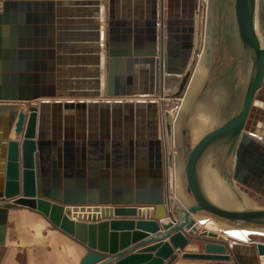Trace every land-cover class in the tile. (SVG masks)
<instances>
[{"label": "water", "instance_id": "95a60500", "mask_svg": "<svg viewBox=\"0 0 264 264\" xmlns=\"http://www.w3.org/2000/svg\"><path fill=\"white\" fill-rule=\"evenodd\" d=\"M0 1V39L18 48L11 83L0 85V101L14 104L0 105V246L7 243L11 212L26 210L84 248L80 264H264V242L238 241H256L264 231L257 0H234L231 9L229 0ZM211 2L204 49L201 30ZM68 77L76 82L66 83ZM102 93L131 114L137 109V148L130 155L140 160L142 146L153 148L150 196L142 181L134 184L133 166L124 191L99 199L76 200L49 182L48 112L72 104L59 99ZM172 100L185 101L170 109ZM248 155L257 162L252 175L242 173Z\"/></svg>", "mask_w": 264, "mask_h": 264}, {"label": "crops", "instance_id": "0c3cea01", "mask_svg": "<svg viewBox=\"0 0 264 264\" xmlns=\"http://www.w3.org/2000/svg\"><path fill=\"white\" fill-rule=\"evenodd\" d=\"M119 6L121 11L123 6ZM143 14L145 15L146 11ZM122 16L121 11L120 17ZM43 58L41 57L40 62L44 61ZM47 59L48 67L51 70L54 57L49 54ZM103 93L98 96L88 95L80 98L59 99L71 100L72 104L52 107L48 112L45 130L47 133L46 139L50 143L47 153L50 158L48 161L50 165L49 182L52 187H59L58 189L62 194L63 192H73L74 195L72 197L76 200L99 199L106 192L111 195L114 189L124 191L127 172L133 166L132 171L134 174L132 180L134 184L142 181L144 187H141V190L146 191L148 196H150L151 192L156 190L154 176L151 172V163L154 161L149 158L153 148L149 145L146 147L142 146L140 148L142 152L138 154L141 156L140 160H137V154L134 160L131 159L130 155H133L130 150H136L137 148V124L139 118L137 109H134V114H131V112L117 107L114 104L115 98L107 97ZM51 100L56 101L58 98ZM259 106L258 125L260 123V125L262 124L260 127H262L264 126V101L260 102ZM150 114L148 109H145L144 113H142L146 136L149 134ZM148 136L147 141H149ZM16 139L13 130L9 140L14 141ZM145 149L146 151H144ZM143 155L147 159L142 158L144 157ZM234 157L233 174L236 169L235 153ZM255 163L257 165L256 160H253L248 155L246 162L242 166V173L252 175L251 169ZM139 166L141 167L138 171L136 167ZM253 180L254 178L251 181ZM232 181L258 195L253 189L237 182L233 175ZM257 182L259 181L256 178L254 183ZM132 190L133 195L136 196V188L134 187ZM12 212L7 243L5 246H0V264H11L14 260L16 264H41L39 260L42 258L46 259L45 264H80L87 253L86 250L53 229L48 223L39 220V215L26 210L20 211L23 214H27V221H22L23 217H20L18 230L20 229L24 232L22 234L15 233L16 250L14 252V248L10 243ZM32 216L35 218L34 220ZM183 218L184 214L182 215V220ZM232 239L238 240V238ZM238 241L246 244L257 243L256 241L248 242L241 239ZM175 264L207 263L179 259Z\"/></svg>", "mask_w": 264, "mask_h": 264}, {"label": "rangeland", "instance_id": "374dc122", "mask_svg": "<svg viewBox=\"0 0 264 264\" xmlns=\"http://www.w3.org/2000/svg\"><path fill=\"white\" fill-rule=\"evenodd\" d=\"M2 8H3V3H2V1H0V12H1ZM259 24H260L261 32L262 31L264 32V17L260 20ZM0 37H1V34H0ZM10 40L11 39L9 38V41ZM1 49H2V51L0 53V85H7V84L11 83L10 80L13 76L10 73V66H11L10 61L15 54L17 55L18 48L16 47V49L14 50L10 46H6V47L3 46V47H1ZM0 105L12 106L14 104L0 101ZM168 105H169L170 109L180 107L179 102H177L175 100L168 102ZM22 215H23V213L18 211V210H15L12 212L10 243L12 244V247L14 248V252L16 250L15 233L18 232V233L22 234L24 232L20 229L18 230V222L20 221V217H22ZM39 218H40L39 220H43L45 223H47L42 217H39ZM32 219L34 220L35 218L32 216ZM256 242H264V233H262V231L259 233ZM0 251H1V249H0ZM45 261H46L45 258H42L39 260V262H41V264H45L46 263ZM11 264H16L15 260L12 261Z\"/></svg>", "mask_w": 264, "mask_h": 264}, {"label": "bare ground", "instance_id": "6f19581e", "mask_svg": "<svg viewBox=\"0 0 264 264\" xmlns=\"http://www.w3.org/2000/svg\"><path fill=\"white\" fill-rule=\"evenodd\" d=\"M264 17V0H257V14H256V22H257V32H258V35H259V37H260V41H261V44H262V46L264 47V32L262 31L261 32V29H260V24H259V22H260V20L262 19ZM206 19V18H205ZM204 22H205V20H204ZM201 32H202V38H201V43H202V48H203V46H204V49H205V43H206V32H205V24L203 23V28H202V30H201ZM101 34H102V41H101V43L103 44L104 43V39H105V23H102V25H101ZM3 46H7L6 45V43L2 40V39H0V49H1V47H3ZM200 48H201V44H200ZM102 51H103V53H102V55L104 54V49H102ZM204 52V51H203ZM203 54V53H202ZM84 68L86 67V65L84 64V66H83ZM103 73V72H102ZM76 80L77 81H79V78L78 77H76ZM83 81H84V79H83ZM85 81H87V80H85ZM74 83V82H76L75 80H73L72 78H70V77H68L67 78V80H66V83H68V84H70V83ZM138 100L140 99V98H137ZM123 100V99H122ZM153 101H156V102H158V99L157 98H153L152 99ZM184 101L185 100H180L179 101V104H180V107L178 108V109H180L181 108V106L183 105V103H184ZM1 111V110H0ZM49 194L52 196V197H58L57 196V194L55 193V191H52V192H49ZM28 213V212H27ZM145 213H146V210H138L137 211V214H139L140 216H143V215H145ZM27 214H23L22 215V221H27V216H26ZM221 231V230H220ZM228 235V234H227ZM228 237L229 238H236V237H233V236H230V235H228ZM259 243V242H258ZM191 247H193L194 249H196V250H201V248H202V246H201V244H199V243H196V242H192V244H191ZM149 264H153V263H149Z\"/></svg>", "mask_w": 264, "mask_h": 264}, {"label": "flooded vegetation", "instance_id": "af4514ba", "mask_svg": "<svg viewBox=\"0 0 264 264\" xmlns=\"http://www.w3.org/2000/svg\"><path fill=\"white\" fill-rule=\"evenodd\" d=\"M233 2H234V0H229L230 9H231V3H233ZM208 9H209V17H208L207 22H206V25H205V30H208L209 24H210V21H211V11L210 10L212 9V2L208 6ZM230 9H228V23H231L232 22V17H231ZM232 53H233L232 55L235 56L234 52H232Z\"/></svg>", "mask_w": 264, "mask_h": 264}]
</instances>
